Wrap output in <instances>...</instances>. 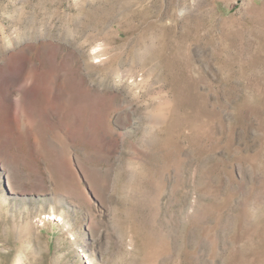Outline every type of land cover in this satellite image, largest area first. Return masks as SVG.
Masks as SVG:
<instances>
[{"label":"rangeland","instance_id":"374dc122","mask_svg":"<svg viewBox=\"0 0 264 264\" xmlns=\"http://www.w3.org/2000/svg\"><path fill=\"white\" fill-rule=\"evenodd\" d=\"M0 264H264V0H0Z\"/></svg>","mask_w":264,"mask_h":264},{"label":"bare ground","instance_id":"6f19581e","mask_svg":"<svg viewBox=\"0 0 264 264\" xmlns=\"http://www.w3.org/2000/svg\"><path fill=\"white\" fill-rule=\"evenodd\" d=\"M162 58H163V57H162ZM175 60H176V59H174V61H175ZM171 61H173V60H171ZM171 61H170V62H171ZM167 63H168V62H167ZM173 64H176V63H173ZM177 64L180 65V64H183V63H182V62H180V63L177 62ZM105 106H106V105H105ZM104 112H105V111H104ZM104 112H103V113H104ZM106 130H107V129H105V131H106ZM107 132H108V131H107ZM60 145H61V144H60ZM60 145H59V146H60ZM57 149H58V151H59L60 153H63L64 150H65L63 145H61L60 149H59V147H58Z\"/></svg>","mask_w":264,"mask_h":264}]
</instances>
